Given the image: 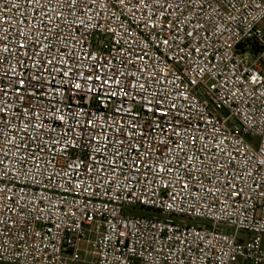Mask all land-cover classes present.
<instances>
[{"label": "built area", "instance_id": "2783aa9c", "mask_svg": "<svg viewBox=\"0 0 264 264\" xmlns=\"http://www.w3.org/2000/svg\"><path fill=\"white\" fill-rule=\"evenodd\" d=\"M3 7L10 10H0V22H11L4 23L8 31H0V37L10 39L0 48L7 44L13 51L0 54V61L7 55L15 71L6 73L13 77L11 83L0 77V88L19 92L9 91L4 97L8 106L4 115L11 125L0 136L8 145L0 157L4 159L0 168L7 170L0 171V188L8 189V196L15 193L17 206L7 201L6 210L0 211L4 221L0 263L264 264V173L248 175L258 171L254 164L245 169L250 157L264 159V29L260 27L264 0H181L180 10H174L173 0L172 8L165 3L155 15L151 0L147 5L97 0L77 17L64 10L60 29L55 20L33 11L37 6L29 0H0ZM46 7L61 11L55 0ZM80 7L89 5L81 0ZM73 20L76 26L69 31ZM41 21L64 32L59 47L66 55L79 57V62L69 60L71 68L65 69L71 79L59 71L64 69L63 58L53 65L34 66L37 60L51 59L48 49L32 56L48 42ZM16 33L18 43L27 48L19 49ZM165 39L169 45L163 44ZM37 40L42 43L36 44ZM133 49L140 54L147 51L156 68L172 81L162 106L167 116L146 110L145 101H153L150 93L160 95L152 80L147 81L146 92L137 94L147 76L145 64L151 61L130 60ZM134 65L140 80L129 72L125 81L126 68ZM53 67L57 71H51ZM96 75L101 79H84ZM106 75L120 80L121 88L114 82L103 84ZM18 78L24 79L22 86L15 82ZM133 83L136 88L125 97ZM26 109L39 114V128L33 127ZM137 122L141 127L132 128ZM118 125L135 132L127 141L129 148L133 140H141L147 148L139 157L136 150L141 144L135 145L131 154L138 163L162 154L171 159L176 153L166 149L173 147L172 129L183 133L187 126L202 137L196 148L204 146L205 152L198 153L203 163L189 160L195 168L156 175L167 162L135 172L129 170V162L123 171L113 173L106 160L115 149L107 138L124 140ZM13 143L19 146L15 154L10 150ZM217 145L224 149L220 161L235 157L241 169L238 179L233 178L234 168L221 171L209 162L208 155L217 159ZM28 146L35 155L25 161ZM36 164L43 170L39 176ZM101 166L105 170L89 171Z\"/></svg>", "mask_w": 264, "mask_h": 264}, {"label": "snow or ice", "instance_id": "6c2138e0", "mask_svg": "<svg viewBox=\"0 0 264 264\" xmlns=\"http://www.w3.org/2000/svg\"><path fill=\"white\" fill-rule=\"evenodd\" d=\"M30 3H32L33 5H36L37 7L33 9V11H36L38 13V15L40 17H48L50 20H55L56 21V29H60L61 25L63 24V20L59 19V17L62 15V12L64 10L68 11V15L73 16V17H77L79 14H82L86 11H88L91 7V4H96L97 0H85V3H87L89 5L88 8H81L80 7V3L81 0H55V4L59 5L61 11L58 13L57 12V8L56 7H46L47 5H51L53 4V0H29ZM119 2L121 4L125 3V0H119ZM7 3V0H6ZM149 3V0H134V4H145L147 5ZM151 3L155 6L154 10H153V15L156 14V10H159L161 8L164 7V4L167 3L169 8H172V4H173V0H151ZM181 9V0H175V9L174 10H180ZM0 10L2 11H9L10 9H8L7 7H3L0 8ZM55 14V15H53ZM11 21H3L0 22V31L3 32H7L8 29L5 28L3 25L4 23H10ZM25 24H27V20L25 19L24 21ZM42 25L45 27L46 32L49 35H45L44 36V40L48 41L47 43L43 44V48H41L39 51H33L32 52V56L33 57H37L40 56L41 52L44 51V49H48L47 51V56H50L51 59H43V60H37L35 61L34 66H38L41 64H47V65H53V62H59V58H63L65 60V65H64V69H60V73L62 77H69L70 79L71 77V72L70 70H65V69H70L71 65L68 63L69 60L75 58L77 60V62H79V57H73L70 53H68L67 55L65 54L64 51L61 50V48L59 47V42L63 41L64 32L61 31H54L51 27H49L47 24H43V21H41ZM175 25V22H173V26ZM76 26L75 25V20L69 22V24L67 25V28L69 31H71L72 27ZM84 26V22L81 21L79 27H83ZM39 29H37L38 31ZM188 36H192V33H186ZM19 35L20 33H16V41L18 43L19 41ZM55 38V42H53L52 38ZM26 39H28L29 37H25ZM10 38L8 36H2L0 37V44H3L4 41L9 40ZM36 44H40L42 43L41 41L37 40L35 41ZM163 44L164 45H169L170 42L169 40H163ZM18 47L19 49H25L28 47V45L24 44V43H18ZM11 51H13L12 48H10L7 44H4V46L2 48H0V54L3 53H10ZM27 54V53H26ZM59 54V55H58ZM145 58H147L149 61H151V63H146L145 64V70L147 71V76L144 77V83H140L139 85V89H136L137 94H140V90L143 91H147V81L148 80H152L153 83L156 85V88L159 90L160 95H157V91H153L150 94L153 97V101H145V105H146V110L148 111H152L155 113H158L159 115H164L167 116L166 112L162 111V106L165 104V100L168 99V85L172 83V81L167 79V75L162 73L160 71V69L156 68V62L148 55L147 51H144L143 54L138 53L135 49H133L132 51L129 52V59L132 60L134 59L135 61H143L145 60ZM17 63H21V61H17ZM126 64V62H123ZM0 69H4L3 71H0V77H3L6 81H8L9 83L12 82L13 77L10 75H6L7 72H14L15 69L12 68L9 65L8 62V56L5 55L4 59L2 61H0ZM153 69H155V71H153ZM51 71H57V69L55 67H53L51 69ZM131 72V75L133 77L136 78L137 81L140 80V70L138 67H133V69H127L125 71V81H127V76L128 73ZM85 80H100L101 77L99 75H96L95 77L93 76H88V77H84ZM161 81H163V83H161ZM18 85L22 86L24 84V79L23 78H18L15 81ZM54 82V81H53ZM111 82H114L117 86V88H121L122 86V82L120 80H114L112 81L110 77H108L107 75L105 76V78L103 79L102 83L103 84H109ZM77 88L80 87V85L77 83L75 85ZM126 86V84H125ZM136 85L135 83L132 84V88H130L128 90V92H125L124 95L125 97L128 96L129 92L132 91V89H135ZM58 90V89H57ZM9 91H13L18 93L19 89H9L7 86L4 88H0V124H3L4 127H0V136L4 135L6 132V129L9 128V126L11 125V121H9L4 114H6L8 112V106H7V101L4 99V97L8 96ZM98 91H100V89H98ZM114 95H119V92L114 93ZM177 96H181L183 97L184 94L183 93H177ZM186 99V97H185ZM151 104L152 107H147V105ZM177 106L175 103L171 104V108L175 109ZM123 111L125 114H128V110L126 108V106H122ZM28 111V115L31 118V122L34 128H39V124L36 123L37 119H39V114H35L33 115V113L29 110H25ZM64 117L63 115H61L59 117L60 121H63ZM12 127H15L14 125ZM25 128L28 127L27 124L24 125ZM118 128H120V130L123 132V137L124 140L120 141L117 138L113 137H108V142L112 145V148L115 149V151L110 150V155H108L107 160H106V164H107V168L111 170V172L116 173L117 171H123V167L125 165H127L129 162H131L130 165V171L131 172H135L138 168H143L145 170H151L154 168H157L158 165H163L165 162H167V167H163L160 166L157 171H156V175H160L162 173H167V174H171L176 170H183V171H187L190 170L191 168H195V164H189L187 163V161L189 160H195L197 162L203 163V160L201 159L200 155H198V153H203L205 152L204 146L203 144L200 145L199 148H196V144L202 139V137L197 136V135H193L191 130H187V126H185V131H183V133L181 132H177L175 128L172 129V136H173V147L172 148H167L166 152L168 153H172L175 151V155L169 159L166 155L162 154L160 157L157 158H149V160H144L142 162H137L136 159L133 158L132 156V150L135 148V145L137 143L141 144V149L136 150V154L139 157H143L145 156V154L147 153V148L144 147V144L141 140H133L132 141V148H129L127 146V141L129 140L130 137H135V132L132 131H128V130H124L123 127H121L120 125L117 126ZM141 127L140 124L137 122L135 124L132 125V128H139ZM155 127V125H154ZM162 131H165V129H162ZM143 135H147V133H142ZM37 136H39V133L37 134ZM99 141V137L96 138ZM203 139H207L206 137H204ZM22 142V141H21ZM55 143H60V141H52ZM101 143H103L102 141H100ZM161 143H164L163 141H161ZM8 145L5 141H0V157H3L4 148H7ZM105 147H107V145H105ZM123 148V152L120 151V149ZM10 150H14L13 154H15V151L19 150V146L16 143H13L11 145V149ZM63 151V149H62ZM224 149L220 148L219 145H217V150L214 153L217 157L216 160H212V156L208 155V160L210 163L215 164L216 169L218 170H223V168L225 167H231L234 168L236 170L235 175H234V179H238L239 178V172H240V167L238 166V164L236 163V159L235 157H232L231 155H228L227 157H225L222 161H220L219 157H220V153L223 152ZM181 152H183V157H181ZM209 153H212V150L209 149L208 150ZM189 153H191V156L189 155ZM125 154L127 155V160L125 159ZM33 155H35V153H33L31 151L30 146H28V156L22 158L23 160H27L30 159ZM262 156H264V154H261ZM114 159H118L120 161V164H114L113 160ZM48 163H51L50 161ZM4 164V159L0 158V165ZM97 164L99 165V161H97ZM249 164H254L256 166V168L258 169V171L256 173H251L250 171L247 172L248 175H254V176H260L262 173H264V159H260V160H255V158H249L248 161L245 162V169H247V166ZM22 170L24 171L25 175L28 174V169L27 167H23ZM105 170L102 166L98 167V169L93 170V169H89V171H103ZM0 171H7L6 169L0 168ZM42 169L40 168L39 164L35 165V173L37 176H39L42 173ZM143 175L147 174V171L145 173H142ZM53 175H56V173H53ZM34 183H40V181L37 180H33ZM231 183V182H229ZM62 186V185H61ZM79 186V185H77ZM185 188L188 187V185L185 183L183 185ZM84 187H87V185H84ZM8 189L5 188H0V196H2L4 199L2 201H0V211L2 210H6L7 208V201H11L12 206L15 207L17 206V200L14 198L15 197V193H13L12 196H8ZM238 191H242V189L238 190ZM25 207H27V205H25ZM4 223L3 220H0V224Z\"/></svg>", "mask_w": 264, "mask_h": 264}, {"label": "rangeland", "instance_id": "374dc122", "mask_svg": "<svg viewBox=\"0 0 264 264\" xmlns=\"http://www.w3.org/2000/svg\"><path fill=\"white\" fill-rule=\"evenodd\" d=\"M260 27L262 29H264V24L262 23L260 25ZM221 114L224 115V116H227V112L226 111H222ZM197 222H198V224H205V226H210L211 225L209 222L202 221V220H198ZM219 228H223V227L219 226ZM226 230H228V229H226ZM262 245L264 247V236L262 237ZM0 264H7V263H0ZM80 264H82V263H80Z\"/></svg>", "mask_w": 264, "mask_h": 264}]
</instances>
